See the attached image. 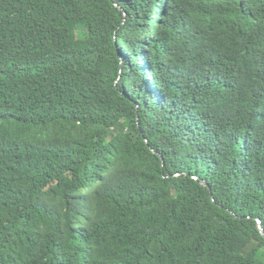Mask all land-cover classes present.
Returning <instances> with one entry per match:
<instances>
[{"label": "trees", "instance_id": "obj_1", "mask_svg": "<svg viewBox=\"0 0 264 264\" xmlns=\"http://www.w3.org/2000/svg\"><path fill=\"white\" fill-rule=\"evenodd\" d=\"M260 221L264 0H0V264H264Z\"/></svg>", "mask_w": 264, "mask_h": 264}, {"label": "water", "instance_id": "obj_2", "mask_svg": "<svg viewBox=\"0 0 264 264\" xmlns=\"http://www.w3.org/2000/svg\"><path fill=\"white\" fill-rule=\"evenodd\" d=\"M154 153V152H153ZM156 154V153H155ZM158 155V154H157ZM205 186H207L206 183H204ZM260 226H259V230H260V233H261V236L262 238L264 239V227H263V223L260 221L259 222Z\"/></svg>", "mask_w": 264, "mask_h": 264}]
</instances>
